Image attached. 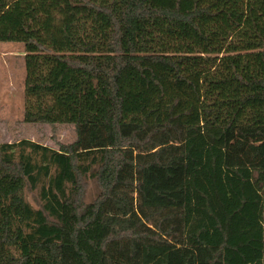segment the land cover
Wrapping results in <instances>:
<instances>
[{"label": "trees", "instance_id": "1", "mask_svg": "<svg viewBox=\"0 0 264 264\" xmlns=\"http://www.w3.org/2000/svg\"><path fill=\"white\" fill-rule=\"evenodd\" d=\"M0 43L25 50L24 121L76 133L0 144V264H228L244 199L185 240L201 135L263 178L264 264V0H0Z\"/></svg>", "mask_w": 264, "mask_h": 264}, {"label": "rangeland", "instance_id": "2", "mask_svg": "<svg viewBox=\"0 0 264 264\" xmlns=\"http://www.w3.org/2000/svg\"><path fill=\"white\" fill-rule=\"evenodd\" d=\"M25 50L22 44L0 43V144L16 143L24 139L58 149L59 144H70L76 139L72 125L31 124L24 121L25 114ZM221 143L211 145L201 135L189 160L187 172V220L185 240L193 245L200 228L207 229L208 243L220 241L217 219L224 224L244 199L247 206L233 216L229 228L231 245L247 243L237 251L227 252L228 264H258L260 262L263 226L259 223L262 176L253 170L227 171L222 163ZM94 197L91 186L87 199ZM27 200L37 207L34 197L26 194ZM195 205V206H194ZM213 209L217 218L210 216Z\"/></svg>", "mask_w": 264, "mask_h": 264}]
</instances>
